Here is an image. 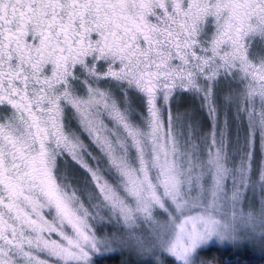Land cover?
<instances>
[{
  "label": "snow or ice",
  "instance_id": "snow-or-ice-1",
  "mask_svg": "<svg viewBox=\"0 0 264 264\" xmlns=\"http://www.w3.org/2000/svg\"><path fill=\"white\" fill-rule=\"evenodd\" d=\"M211 241L264 250V0H0V264H213Z\"/></svg>",
  "mask_w": 264,
  "mask_h": 264
},
{
  "label": "rangeland",
  "instance_id": "rangeland-1",
  "mask_svg": "<svg viewBox=\"0 0 264 264\" xmlns=\"http://www.w3.org/2000/svg\"><path fill=\"white\" fill-rule=\"evenodd\" d=\"M224 111H225L224 109H221V115H220V123L221 124H223V121H224V115H223ZM197 115H198L200 120L203 119L202 115L199 114L198 112H197ZM244 123L246 124V120L244 121ZM238 126L240 127V135H241V143H242L243 142L242 141V138H243V126L242 125H238V124H233L232 125V138H233V140H235V138H236V129H237ZM82 139H84V142H85L86 145L89 143V140H88L86 134H85L84 137H82ZM257 147H258V143H257ZM87 150L89 152H93V155L96 154V152L93 151L92 148H88ZM89 162L92 163V164L95 163L93 161H89ZM85 171L86 170H81V172L79 174V181L78 182L77 181H69V183H71L72 187L68 189V192L71 194L73 191H75V195L79 198L80 202L83 203L86 208H89L90 211L94 212V210L91 208V205L92 204H97L100 201H102L103 200V196L100 193V189L97 187V182L93 181L91 179V174L90 173H88L87 177H86L85 174H84ZM104 179L107 180L110 184H114V181H113V179L111 177H109L107 175H104ZM162 191L163 190L160 189L161 193H162ZM89 194H91L92 197H93L91 200H89ZM97 197L99 199H97ZM260 197H261V191H260L258 186L255 189V191L250 189V190H248L245 193V204H247L249 201H252L253 203H258L259 200H260ZM44 212H45L46 219H48L50 221L55 216L54 210L51 212V214H49V210L48 209H45ZM155 212L158 215H161V216L163 214V210L158 209V208L155 210ZM101 215L105 216V219L103 220V222H101V220L99 218L88 219L86 221L87 226H88L87 230L89 232H94L97 235L110 234V233L115 232L116 229H117V225H116V222H115V217H113L112 221H109L107 219V214H106L105 211H101ZM62 228H63L64 233L67 234L69 237H74L75 236V230L73 229L72 225L69 224L67 221H65L64 225H62ZM51 239L57 240L58 242H61V243H66L63 240V237L59 235V233L53 234L51 236ZM213 246L214 247H219V248L232 249L234 252H237V253L251 251L255 255H257L258 253L264 252V250H261V248L259 246H254V245L249 244V243H244L242 245L237 246V245H233L230 242H225L223 244H220V243H218L216 241H211L203 249V251L208 249V248H210V247H213ZM116 253L122 257V263L123 264H148V261H149V258L140 257V256L136 255L135 252H133V251H131L129 249L116 247L114 251L97 252V253L93 254V256L91 257L92 264H93V261L96 258H98V257L106 256V255H110V254H116ZM201 256L209 259L206 256V253L204 255L203 252H201ZM41 258L42 259H46V260H49V259L50 260H55V258H49L46 253L41 254ZM209 260H211V259H209ZM212 261H213V264H219V263H217L214 260H212ZM165 264H175V261H174V259L172 257L167 256V257H165Z\"/></svg>",
  "mask_w": 264,
  "mask_h": 264
},
{
  "label": "trees",
  "instance_id": "trees-1",
  "mask_svg": "<svg viewBox=\"0 0 264 264\" xmlns=\"http://www.w3.org/2000/svg\"><path fill=\"white\" fill-rule=\"evenodd\" d=\"M184 102L186 105L194 106L197 109L199 108V101H196L195 105H193V101L190 98L186 97ZM198 113L202 115L203 117L202 121H205L210 126L211 121L209 120L207 115V108H205L203 111H198ZM166 116L167 113H165V118ZM85 176L87 177V175ZM202 252L204 255L206 253V256L209 259L214 260L219 264H264V252L258 253L257 255H255L251 251L237 253L234 252L232 249L219 248L214 246ZM93 264H123V263H122V257L116 253V254H110V255L98 257L93 261Z\"/></svg>",
  "mask_w": 264,
  "mask_h": 264
}]
</instances>
